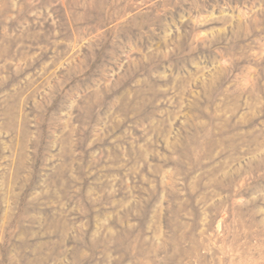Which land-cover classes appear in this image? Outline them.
Here are the masks:
<instances>
[{"label": "rangeland", "instance_id": "rangeland-1", "mask_svg": "<svg viewBox=\"0 0 264 264\" xmlns=\"http://www.w3.org/2000/svg\"><path fill=\"white\" fill-rule=\"evenodd\" d=\"M0 264H264V0H0Z\"/></svg>", "mask_w": 264, "mask_h": 264}]
</instances>
